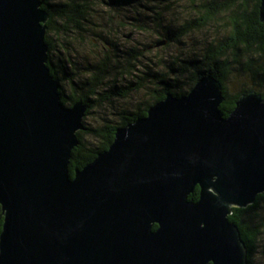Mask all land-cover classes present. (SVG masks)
Listing matches in <instances>:
<instances>
[{
	"label": "water",
	"instance_id": "obj_1",
	"mask_svg": "<svg viewBox=\"0 0 264 264\" xmlns=\"http://www.w3.org/2000/svg\"><path fill=\"white\" fill-rule=\"evenodd\" d=\"M49 18L42 0H0V264H248L229 216L264 194V98L225 117L205 76L72 177L87 106L62 102Z\"/></svg>",
	"mask_w": 264,
	"mask_h": 264
},
{
	"label": "trees",
	"instance_id": "obj_2",
	"mask_svg": "<svg viewBox=\"0 0 264 264\" xmlns=\"http://www.w3.org/2000/svg\"><path fill=\"white\" fill-rule=\"evenodd\" d=\"M42 1L43 8L50 15L46 23V42L49 46L47 64L52 76L61 84L62 102L65 106L72 107L83 101L87 106L83 120L85 128L77 132L79 145L71 155L72 177L76 170H82L100 153L110 148L119 128L146 116L148 110L163 101L168 94L178 98L184 97L205 76H212L223 85L225 102L220 109L225 117L235 110L236 103L244 94L256 92L264 98V22L260 15L261 0H182L189 11L193 10L191 12H194L195 18L187 19L178 27L171 22H161L166 14L159 8L154 10L155 24L162 29L161 32L158 29L157 33L160 38L166 39V42H163L165 45L180 41L187 34L208 33L215 26H224L227 34H222L220 38L217 36L215 40L204 45L200 52L195 50L193 57L172 62L163 73L150 71L145 79L125 86L111 85L107 92H103V87L106 86V66L103 63L102 66H94L86 80L79 78L78 81L77 77L71 74L72 68H68L70 60L62 57L61 53L56 57L59 51L53 45L50 35L57 31L58 23H61L63 30L68 33L83 30L94 10L91 5L94 1L104 2L119 10H126L130 6L137 7L135 13L141 17L142 12L138 7L143 5L144 0H67L56 3L50 0ZM68 28H73L74 31ZM158 40L157 45H160L161 40ZM128 59L126 58L127 67L133 65ZM64 83L70 86V94L64 91ZM229 84L234 87L233 93L229 90ZM148 87L149 99L134 109L123 110L115 118L117 120L106 119L98 126L86 125V119L97 109L111 105L117 100L127 99ZM199 196L200 188L197 187L190 195V200L198 201ZM229 221L237 227L241 235L247 252V263L255 264L261 240L264 239V194L259 195L256 202L246 208L234 207ZM3 222L0 205V235ZM157 228L158 226L154 225V229Z\"/></svg>",
	"mask_w": 264,
	"mask_h": 264
},
{
	"label": "rangeland",
	"instance_id": "obj_3",
	"mask_svg": "<svg viewBox=\"0 0 264 264\" xmlns=\"http://www.w3.org/2000/svg\"><path fill=\"white\" fill-rule=\"evenodd\" d=\"M50 1L56 3L67 0ZM142 4L138 7L142 12L139 17L135 13L137 7L130 6L126 10H119L104 2L94 1L91 5L95 11H92V17L84 24L83 30L74 31L73 28H68L74 31L68 33L58 23L57 31L50 35L53 45L59 51L56 57L61 53L62 57L70 60L68 68H72L71 74L78 81L79 78L86 80L88 73H92V68L102 66L103 63L106 66V86L103 87V92H107L111 85L125 86L145 79L150 71L163 73L172 62L193 57L195 50L200 52L204 45L215 40L217 36L220 38L222 34H227L224 26H215L208 33L187 34L180 41L165 45L163 42L166 39L158 36V29L160 32L162 29L155 24L156 15L154 16L153 11L159 8L166 14L161 22H171L178 27L187 19L195 18L194 12H191L193 10L189 11L182 0H144ZM158 39L161 40L160 45H157ZM126 58H129L132 66H126ZM63 87L70 94V86L64 83ZM149 88L97 109L86 119V125L98 126L106 119L117 120L115 118L123 110L134 109L144 100H148ZM229 90L234 92V87L230 84ZM254 262L264 264V239L261 240Z\"/></svg>",
	"mask_w": 264,
	"mask_h": 264
}]
</instances>
